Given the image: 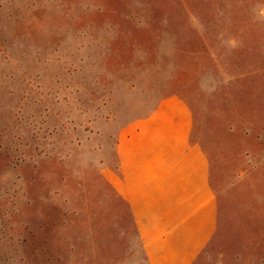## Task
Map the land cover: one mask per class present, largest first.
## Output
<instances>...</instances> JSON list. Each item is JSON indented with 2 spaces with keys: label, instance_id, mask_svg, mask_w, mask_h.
Wrapping results in <instances>:
<instances>
[{
  "label": "rangeland",
  "instance_id": "obj_1",
  "mask_svg": "<svg viewBox=\"0 0 264 264\" xmlns=\"http://www.w3.org/2000/svg\"><path fill=\"white\" fill-rule=\"evenodd\" d=\"M172 94L218 203L195 264H264V0H0V264H146L102 171Z\"/></svg>",
  "mask_w": 264,
  "mask_h": 264
},
{
  "label": "crops",
  "instance_id": "obj_2",
  "mask_svg": "<svg viewBox=\"0 0 264 264\" xmlns=\"http://www.w3.org/2000/svg\"><path fill=\"white\" fill-rule=\"evenodd\" d=\"M193 128L189 104L163 97L120 129L116 165L102 171L127 206L146 264H195L217 231L210 162Z\"/></svg>",
  "mask_w": 264,
  "mask_h": 264
}]
</instances>
